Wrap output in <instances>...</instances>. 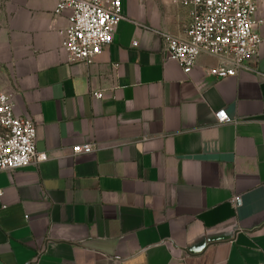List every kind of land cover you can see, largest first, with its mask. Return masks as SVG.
I'll list each match as a JSON object with an SVG mask.
<instances>
[{"label":"crops","instance_id":"0c3cea01","mask_svg":"<svg viewBox=\"0 0 264 264\" xmlns=\"http://www.w3.org/2000/svg\"><path fill=\"white\" fill-rule=\"evenodd\" d=\"M121 2L86 65L68 63L57 0H0V92L47 157L0 172V264H264V24L258 59L217 80L214 57L186 75L166 55L188 10Z\"/></svg>","mask_w":264,"mask_h":264},{"label":"built area","instance_id":"2783aa9c","mask_svg":"<svg viewBox=\"0 0 264 264\" xmlns=\"http://www.w3.org/2000/svg\"><path fill=\"white\" fill-rule=\"evenodd\" d=\"M188 10L183 36L162 34L166 55L188 75L203 55L219 65L209 71L217 80L237 77L250 61L257 60L263 42L257 0H172ZM69 11L68 26L59 30L68 63L92 65L112 43L117 26L127 20L121 0H57L54 14ZM134 46H137L134 43ZM96 100L101 92L92 93ZM218 124L234 121L225 111L215 113ZM74 154H91L93 145L76 146ZM37 151V125L15 114L14 96L0 93V172L25 169L45 161ZM1 195V193H0ZM236 199L234 202H237Z\"/></svg>","mask_w":264,"mask_h":264},{"label":"rangeland","instance_id":"374dc122","mask_svg":"<svg viewBox=\"0 0 264 264\" xmlns=\"http://www.w3.org/2000/svg\"><path fill=\"white\" fill-rule=\"evenodd\" d=\"M1 93V92H0Z\"/></svg>","mask_w":264,"mask_h":264}]
</instances>
